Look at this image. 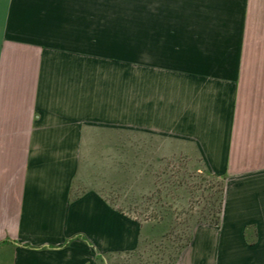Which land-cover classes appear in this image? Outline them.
I'll return each instance as SVG.
<instances>
[{
    "label": "crops",
    "instance_id": "crops-1",
    "mask_svg": "<svg viewBox=\"0 0 264 264\" xmlns=\"http://www.w3.org/2000/svg\"><path fill=\"white\" fill-rule=\"evenodd\" d=\"M165 163L224 193L177 264H264V0H0V264L134 250Z\"/></svg>",
    "mask_w": 264,
    "mask_h": 264
},
{
    "label": "rangeland",
    "instance_id": "rangeland-1",
    "mask_svg": "<svg viewBox=\"0 0 264 264\" xmlns=\"http://www.w3.org/2000/svg\"><path fill=\"white\" fill-rule=\"evenodd\" d=\"M166 166L165 163L162 193L156 194L155 199L150 194L146 198L133 194L131 207L121 209L142 222L139 251L108 254V264H171L182 245L185 247L181 254L190 252L196 230L199 235L213 232L208 227H197L215 224L221 206V183L199 169L190 171L183 164L167 169ZM189 237L191 241L187 240ZM179 259L180 256L176 264Z\"/></svg>",
    "mask_w": 264,
    "mask_h": 264
},
{
    "label": "trees",
    "instance_id": "trees-1",
    "mask_svg": "<svg viewBox=\"0 0 264 264\" xmlns=\"http://www.w3.org/2000/svg\"><path fill=\"white\" fill-rule=\"evenodd\" d=\"M221 193H222V194L220 195V197H221V198H220V204H221V206H220L219 214H217V216H216L215 224H219V223H220V215L222 214L223 195H224L222 185H221ZM141 231L143 232V226H141ZM142 232H141V236H142ZM190 239H191L190 237L187 238L188 241H189ZM191 240H192V239H191ZM191 240H190V241H191ZM140 245H141V238H140V241H139L138 246H137L134 250H132V251L128 250V251H125V252H128V253H130V254H132V253H136L137 251H139ZM184 247H185V245H182V246L180 247V250L177 252V254H175L174 257H172V259H171V260H172L171 264H176V262H177V260H178V258H179V256H180V254H181V252H183ZM117 253L121 254L122 252H117Z\"/></svg>",
    "mask_w": 264,
    "mask_h": 264
}]
</instances>
